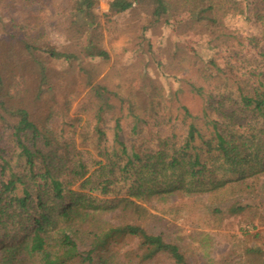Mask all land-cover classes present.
<instances>
[{"label":"trees","instance_id":"obj_1","mask_svg":"<svg viewBox=\"0 0 264 264\" xmlns=\"http://www.w3.org/2000/svg\"><path fill=\"white\" fill-rule=\"evenodd\" d=\"M60 3L0 0V264H120L125 240H137L141 263L189 264L150 228L157 216L142 203L217 192L229 175L264 172V0L109 2L106 20L129 14L143 20L142 35L171 24L177 36H199L194 49L170 41L166 54L181 63H170L178 82L170 97L167 67L150 46L126 85L101 77L111 56L97 0ZM35 6L54 10L56 40ZM91 28L96 37L83 40ZM81 91L66 136L54 123ZM143 126L147 136L133 142ZM110 210L119 224L102 220ZM247 256L264 264V244Z\"/></svg>","mask_w":264,"mask_h":264},{"label":"rangeland","instance_id":"obj_2","mask_svg":"<svg viewBox=\"0 0 264 264\" xmlns=\"http://www.w3.org/2000/svg\"><path fill=\"white\" fill-rule=\"evenodd\" d=\"M60 7H65L66 0H59ZM40 10V16L44 19L43 28L51 32L55 40L59 37L54 29L56 15L51 8L43 9L40 6L33 7ZM104 6L97 3L95 14L100 17V32L103 36V46L109 52L111 60L99 65L101 77L108 75L111 84L121 83L126 85V73L138 71V60L142 58V50L147 51L148 46L155 51L161 63L167 67V76L164 80L165 92L178 87L177 80L172 75L176 74L170 68L181 66L180 61H172L166 52L172 46H184L194 49L198 44L199 36L195 34L177 36L173 32L171 24L163 30H149L142 35L141 24L136 17L126 14L124 17L113 18L107 21L104 14ZM8 12H5L7 18ZM131 18L135 25H131ZM250 30L249 28L247 29ZM97 35L93 28L88 30L83 40L91 41ZM171 39V40H170ZM171 41V43H170ZM143 44V46H141ZM176 46H175V45ZM129 47V50L127 49ZM251 48V47H250ZM249 48V49H250ZM247 47V51L249 50ZM128 50V51H127ZM251 50V49H250ZM255 52H248L249 55ZM223 57L224 52L220 53ZM155 66H151V69ZM126 80V81H125ZM172 92V91H171ZM171 92L168 94L170 97ZM81 91L77 99H72L68 116L54 123V127L62 130L64 135L72 133L70 119H73L80 107L81 101L86 95ZM183 104H189L193 111L199 108L198 100H190L185 94H180ZM42 114L45 108L41 107ZM44 116V115H43ZM84 123H80L82 126ZM148 134V126H143L132 138L133 142H139ZM81 143V139L77 140ZM226 186L217 192L191 195L170 196L166 201L152 200L142 203L157 219L151 225L155 232L163 233L166 239L180 246L185 253L189 264H254L251 257L247 256L250 247H263L264 244V172L259 174H235L225 177ZM231 205H239L244 210L238 215H231L227 209ZM217 208V210L215 209ZM121 215L118 211H107L102 215V220L111 224H119ZM22 237V236H21ZM137 240H125L120 249V264H172L166 258L141 263L134 259ZM127 252V253H126ZM124 254V255H123ZM121 261V262H120Z\"/></svg>","mask_w":264,"mask_h":264},{"label":"built area","instance_id":"obj_3","mask_svg":"<svg viewBox=\"0 0 264 264\" xmlns=\"http://www.w3.org/2000/svg\"><path fill=\"white\" fill-rule=\"evenodd\" d=\"M110 1L111 0H97L100 5L104 6L105 10H108Z\"/></svg>","mask_w":264,"mask_h":264}]
</instances>
